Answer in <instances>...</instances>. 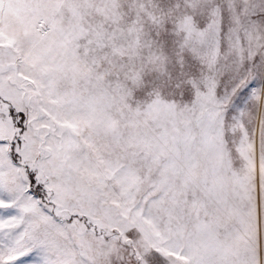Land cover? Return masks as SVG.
Returning <instances> with one entry per match:
<instances>
[{
	"label": "snow or ice",
	"instance_id": "1",
	"mask_svg": "<svg viewBox=\"0 0 264 264\" xmlns=\"http://www.w3.org/2000/svg\"><path fill=\"white\" fill-rule=\"evenodd\" d=\"M0 264H264V0H0Z\"/></svg>",
	"mask_w": 264,
	"mask_h": 264
}]
</instances>
